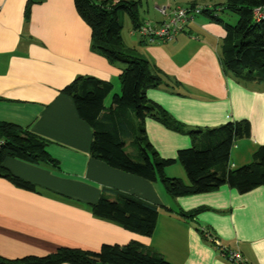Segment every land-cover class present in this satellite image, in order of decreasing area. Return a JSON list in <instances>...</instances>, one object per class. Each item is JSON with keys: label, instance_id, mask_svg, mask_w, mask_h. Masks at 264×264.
I'll return each instance as SVG.
<instances>
[{"label": "crops", "instance_id": "1", "mask_svg": "<svg viewBox=\"0 0 264 264\" xmlns=\"http://www.w3.org/2000/svg\"><path fill=\"white\" fill-rule=\"evenodd\" d=\"M164 4L157 3L156 8ZM177 7L182 6L170 8ZM209 15L188 22L173 42L150 46L137 38L126 45L142 51L140 55L153 59L181 85L173 93L165 86L148 92L149 99L163 108V117L197 128L196 132L250 120L252 141L241 142L238 151L255 145L252 155L264 143V124L256 117V104L264 105V92L252 91L250 85L245 88L239 83L242 80L223 71L219 50L226 32ZM164 20L157 11L142 22ZM90 42L91 29L78 14L74 0H0V99L5 100L0 103V122L29 129L49 141L47 151L58 162L53 168L5 159L4 166L35 184L37 192L16 188L0 178V256H44L61 248L99 252L105 244L137 241L160 253L167 264H236L224 257L218 245L205 241L193 223L196 219L175 214L160 183L113 169L91 156L92 130L80 119L74 100L62 91L77 77H94L111 82L120 94L123 71L93 53ZM185 87L190 92H180ZM201 93L213 101L197 98ZM110 104L106 99L105 105ZM146 131L163 158H176L179 150L191 147L195 140L155 119L146 121ZM232 165L239 167L237 162ZM113 190L159 207L151 238L93 216L91 205L104 191ZM178 202L185 210L222 202V209L231 210V215L220 218L209 213L198 219L213 228V238L225 249L239 252L247 264H264V187L240 194L224 186Z\"/></svg>", "mask_w": 264, "mask_h": 264}, {"label": "trees", "instance_id": "2", "mask_svg": "<svg viewBox=\"0 0 264 264\" xmlns=\"http://www.w3.org/2000/svg\"><path fill=\"white\" fill-rule=\"evenodd\" d=\"M44 0H35V2ZM225 9L237 16L235 25L224 24L225 37L220 45V62L225 73L242 81H264V21L257 22L254 12L264 8V0H226ZM30 1L26 17L30 15ZM80 17L91 29L90 49L109 63L122 68L121 95L113 96L111 82L94 77H77L62 93L74 100L78 115L92 130L91 156L113 169L129 173L154 183L173 198L213 192L223 186L249 193L264 187V145L255 152L253 162L233 168L230 157L238 139L250 136L249 123L229 122L194 135L192 148L178 151L177 158H163L148 138L146 121L155 119L169 130L183 132L182 124L163 117L164 110L148 97V92L161 86L172 93L181 85L146 58L135 56L122 37L120 12H126L133 23L132 33L143 22L138 16L139 3L126 0H74ZM208 11V10H207ZM206 11V14H207ZM212 15V20L221 22ZM145 22V21H144ZM149 45V44H148ZM5 100L0 99V103ZM0 178L16 188L37 192V186L13 175L5 166L7 158L36 166L58 167L48 153L49 141L14 124L0 122ZM184 167L189 184L170 179L166 168L177 162ZM94 217L116 224L129 232L151 238L159 219V207L117 190L104 191L99 201L91 205ZM184 219H191L181 215ZM202 237L216 244L210 230L198 228ZM0 264H167L156 250L137 241L126 245L105 244L99 252L61 248L44 256L10 259L0 256Z\"/></svg>", "mask_w": 264, "mask_h": 264}, {"label": "rangeland", "instance_id": "3", "mask_svg": "<svg viewBox=\"0 0 264 264\" xmlns=\"http://www.w3.org/2000/svg\"><path fill=\"white\" fill-rule=\"evenodd\" d=\"M117 1H119V0H117ZM126 1H135V2L139 3L138 16H139L140 20H142L145 17H148L149 14H152V15L156 14V12L158 11L156 8L157 3H165L164 4L165 6H167V4L170 3V7H174L178 4H181L182 7L193 6V5L201 6V7L202 6L207 7V10H208L207 14L213 13V16H216L218 19L221 20V22L220 21L219 22L214 21L211 18L212 16L209 15L210 16V17H208L209 20L211 19L212 20L211 22L216 26L224 27V24L235 25L237 23V16L231 10L225 9L226 3H227L226 0H189V1L188 0H126ZM189 2H192V3H189ZM204 3H206L207 5H204ZM177 8H181V7H177ZM202 15L204 16L205 14H202ZM119 16H120V21L123 25V29H122L123 40L126 44L128 43V45H129V44L135 42L137 40V38H139V37L131 35V31L133 29V23H132L130 16L126 12H120ZM165 44H167V43H165ZM154 45H162V44H154ZM154 45H150V46H154ZM140 53H142V51H140L138 49V51L135 52V56L145 58V57H143V55H140ZM219 53H220V50H219ZM151 60H153V59H151ZM230 75H232V74H230ZM233 78L235 80L237 79V77H235V76ZM239 83L247 89H249L248 86L250 85L252 91L264 92V81H252V82L242 81ZM119 86H120V84H119ZM120 89H121V87H120ZM179 90H180V92L182 90L185 93L190 92L189 91L190 88H186V87L185 88H179ZM192 91L194 93H199V92L194 91V90H192ZM115 95H121V91H120V94H117L116 91L114 90L112 92V94L107 98V102H111L113 96H115ZM196 97L201 99V100H206V102H208V103L213 101V98L210 97V95L205 94V93H203L202 95H196ZM256 107H257V111L260 109L259 113L256 111V113H257L256 117L258 118L260 123L264 124V105L256 104ZM233 122L236 123L239 121H233ZM240 123H249L250 127H251V132H250V136L243 137V138H240L237 140V142L233 148V151L231 153V157H230L231 167H233L232 163H234V162H237L239 164V167L252 163L253 162V156H254L255 152L258 151L259 148L264 145V143H263V144L259 145L258 147H256L257 149L252 155H251V148L252 147L255 148V145L248 146L247 148L242 150L239 154L238 149L240 148L241 142L243 145V143H247L248 141L249 142L252 141V125H253L252 124L253 122H251L250 120H244V121H241ZM182 127H183L182 128L183 132H179L178 134L185 135L187 137H191V136L194 137V135L190 134V132L198 131L197 128L194 129V128L189 127L187 125H182ZM204 130H207V129H204ZM192 146H193V144H192ZM192 146L189 148H192ZM176 158H177V156H176ZM239 167L237 166L235 168H239ZM167 169H171L170 173L166 172ZM165 175L167 178H170V179H175V178L180 179L185 186H188V184H189V179H188L187 173L179 161L177 163H175L174 165L166 168ZM226 187H228V186H226ZM218 190H220V188ZM218 190H215L213 192H217ZM213 192H210V193H213ZM206 194H209V193H206ZM170 199H171L172 206H173L172 210L175 211V214H177L179 217H181V215H185L191 219H196V221H193V223L197 226V228L202 227L205 229H209L212 232H214L213 228L210 225H206L205 223L200 221L198 219V216L202 215V214L206 215V214L211 213V214H214L220 218H223L226 215H228V213H229V215H231V212H232L231 210H229V211L223 210L222 208L224 205L222 202L218 203L217 205H213V206L204 204V205H201L200 207H198L197 209L185 210L184 207H182V205L178 202V199H180V198L170 197ZM182 219H184V218H182ZM205 241L207 242V240H205ZM223 247H225V246H223ZM226 249H228V248H226ZM229 252H231V251L229 250ZM236 253L240 254L239 252H236ZM240 256H241V259L243 260V263L247 264L244 261V258L242 257L241 254H240ZM229 260L236 263L235 261H233L231 259H229Z\"/></svg>", "mask_w": 264, "mask_h": 264}, {"label": "built area", "instance_id": "4", "mask_svg": "<svg viewBox=\"0 0 264 264\" xmlns=\"http://www.w3.org/2000/svg\"><path fill=\"white\" fill-rule=\"evenodd\" d=\"M157 10L165 18L164 21L159 23L145 21L139 29L132 33L145 38L150 45L173 42L185 30L187 23L194 22L196 17L207 11V7L193 5L171 9L168 6H162ZM254 18L257 22L264 21V8L256 9ZM216 244L225 258H229L237 264H244L240 254L229 252L221 246L218 240Z\"/></svg>", "mask_w": 264, "mask_h": 264}, {"label": "clouds", "instance_id": "5", "mask_svg": "<svg viewBox=\"0 0 264 264\" xmlns=\"http://www.w3.org/2000/svg\"><path fill=\"white\" fill-rule=\"evenodd\" d=\"M206 12H204V14H205Z\"/></svg>", "mask_w": 264, "mask_h": 264}]
</instances>
